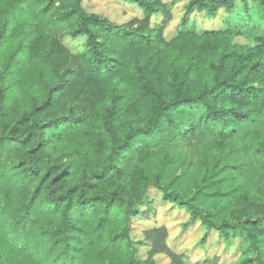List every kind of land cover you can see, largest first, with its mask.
Instances as JSON below:
<instances>
[{
	"label": "trees",
	"instance_id": "trees-1",
	"mask_svg": "<svg viewBox=\"0 0 264 264\" xmlns=\"http://www.w3.org/2000/svg\"><path fill=\"white\" fill-rule=\"evenodd\" d=\"M124 1L141 15L116 23L84 0H0V264H220L176 252L164 225L133 236L136 218H157V199L188 214L183 228L198 223L197 246L213 235L230 264H264V204L248 198L264 181V0H188L169 38L177 0ZM221 9L218 28L189 17ZM77 36L71 49L64 39ZM197 135L246 165L260 159L219 220L163 168L145 171L153 145Z\"/></svg>",
	"mask_w": 264,
	"mask_h": 264
},
{
	"label": "rangeland",
	"instance_id": "rangeland-1",
	"mask_svg": "<svg viewBox=\"0 0 264 264\" xmlns=\"http://www.w3.org/2000/svg\"><path fill=\"white\" fill-rule=\"evenodd\" d=\"M167 1V0H166ZM188 0H177L173 8V21L164 31L166 38L175 34V23L184 15V6ZM84 6L89 12L103 15L116 23H122L130 20L135 16H140L141 11L134 4H129L124 0H84ZM236 6L239 8L241 2L236 0ZM226 10H219L213 17H207L202 12H192L189 17L196 21L197 30L207 28L221 27L223 18L226 16ZM18 20L28 22L27 12L21 8L15 12ZM83 37L77 36L73 39L65 37L66 44L72 49L78 46ZM234 41L242 43L255 44L250 38H236ZM260 124L259 120L245 123L241 128L236 139L240 142L248 138L253 129ZM264 135V124L260 127ZM211 141L197 135L178 139L169 144L153 145V152L156 155L149 163L145 164V171L148 175L157 172L163 168L161 180L171 188L184 191L186 194L197 192V201L199 204L208 207L216 220L227 216L239 197L251 187L257 179V167L260 165L258 156H251L249 165L245 164L242 159H236L227 152L215 153L211 150ZM132 159L129 158L125 163L126 170ZM158 192V191H157ZM155 189V197L159 198ZM248 198L264 204V181L259 184V189L252 188L248 193ZM157 212L155 221H148L136 218L133 228V236H142L143 230L156 225H164L169 230V244L175 245L176 252L183 249L194 250L193 260L202 256H219L220 264H230L232 254L224 250V243H216V236L211 235L209 243L205 248L196 245L202 237V230L198 223L186 224L188 214L185 211L169 207L157 199L154 204ZM181 240L176 241L180 232ZM143 237V236H142ZM213 239V240H212ZM264 249V242L261 244ZM231 256V258H230ZM161 264H167L168 259L165 256H156ZM231 260V261H230Z\"/></svg>",
	"mask_w": 264,
	"mask_h": 264
}]
</instances>
